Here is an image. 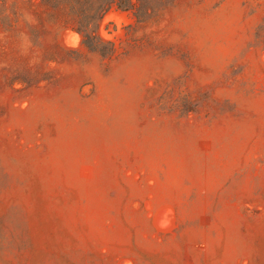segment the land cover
<instances>
[{
    "label": "rangeland",
    "instance_id": "374dc122",
    "mask_svg": "<svg viewBox=\"0 0 264 264\" xmlns=\"http://www.w3.org/2000/svg\"><path fill=\"white\" fill-rule=\"evenodd\" d=\"M40 10L0 0V264H264V0L111 10L96 50Z\"/></svg>",
    "mask_w": 264,
    "mask_h": 264
},
{
    "label": "trees",
    "instance_id": "16d2710c",
    "mask_svg": "<svg viewBox=\"0 0 264 264\" xmlns=\"http://www.w3.org/2000/svg\"><path fill=\"white\" fill-rule=\"evenodd\" d=\"M173 0H28L39 4L41 23L58 24L59 30L76 32L90 49H99L103 42L98 28L102 18L111 10L130 12L143 22L160 14Z\"/></svg>",
    "mask_w": 264,
    "mask_h": 264
},
{
    "label": "clouds",
    "instance_id": "9594fccd",
    "mask_svg": "<svg viewBox=\"0 0 264 264\" xmlns=\"http://www.w3.org/2000/svg\"><path fill=\"white\" fill-rule=\"evenodd\" d=\"M78 40H79V36L75 33H71L70 39L67 41V43L72 47H76Z\"/></svg>",
    "mask_w": 264,
    "mask_h": 264
}]
</instances>
